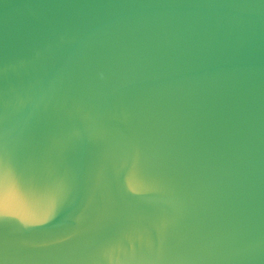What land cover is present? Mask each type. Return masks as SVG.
I'll list each match as a JSON object with an SVG mask.
<instances>
[{
    "label": "water",
    "instance_id": "1",
    "mask_svg": "<svg viewBox=\"0 0 264 264\" xmlns=\"http://www.w3.org/2000/svg\"><path fill=\"white\" fill-rule=\"evenodd\" d=\"M0 264H264V0H0Z\"/></svg>",
    "mask_w": 264,
    "mask_h": 264
}]
</instances>
